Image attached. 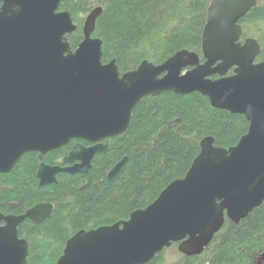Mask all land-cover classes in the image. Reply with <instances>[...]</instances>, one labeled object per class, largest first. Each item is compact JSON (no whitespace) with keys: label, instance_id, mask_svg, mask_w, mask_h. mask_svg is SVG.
Instances as JSON below:
<instances>
[{"label":"water","instance_id":"1","mask_svg":"<svg viewBox=\"0 0 264 264\" xmlns=\"http://www.w3.org/2000/svg\"><path fill=\"white\" fill-rule=\"evenodd\" d=\"M63 1L0 0V175L30 153L39 154L41 186L57 184L63 173L85 174L109 148L101 142L129 129L143 99L201 94L213 108L244 116L248 132L229 148L205 138L185 177L128 220L77 232L55 264H147L174 244L182 255H201L227 219L240 223L264 204V61L258 62L260 44L242 39L241 26L259 1L211 0L204 62L182 50L161 65L144 61L125 74L116 60L103 63V41L94 37L103 9L88 14L74 50L68 36L78 26L60 11ZM72 141L95 145L75 144L63 165L45 163ZM53 209L46 203L19 216L0 212V264H29L30 243L19 228L26 220L45 222Z\"/></svg>","mask_w":264,"mask_h":264},{"label":"trees","instance_id":"2","mask_svg":"<svg viewBox=\"0 0 264 264\" xmlns=\"http://www.w3.org/2000/svg\"><path fill=\"white\" fill-rule=\"evenodd\" d=\"M242 21L243 40L255 39L264 61V0ZM211 0H64L60 11L70 12L76 32L68 36L75 50L83 40L86 17L101 7L94 37L103 41V63H116L122 74L144 61L161 65L182 50L203 61V33ZM244 116L213 108L195 93H165L143 99L135 108L129 129L107 139L109 151L97 155L85 174H60L57 184L41 186L39 154L21 159L9 174L0 175V212L23 215L39 204L54 206L51 217L37 225L26 220L19 235L30 243L29 264H55L67 241L81 230L128 220L131 213L152 204L173 181L185 177L201 152V142L229 148L248 132ZM78 141L50 152L48 165H58ZM82 142V141H80ZM84 143V142H82ZM125 157L127 163L112 179L108 174ZM172 247L178 249V244ZM171 247V248H172ZM170 249V248H169ZM169 249L147 264H257L264 257V204L240 223L227 219L224 228L198 256Z\"/></svg>","mask_w":264,"mask_h":264},{"label":"rangeland","instance_id":"3","mask_svg":"<svg viewBox=\"0 0 264 264\" xmlns=\"http://www.w3.org/2000/svg\"><path fill=\"white\" fill-rule=\"evenodd\" d=\"M168 256L175 260L179 256L178 249L176 247H172L169 249ZM257 264H264V257H261Z\"/></svg>","mask_w":264,"mask_h":264},{"label":"flooded vegetation","instance_id":"4","mask_svg":"<svg viewBox=\"0 0 264 264\" xmlns=\"http://www.w3.org/2000/svg\"><path fill=\"white\" fill-rule=\"evenodd\" d=\"M83 142V141H82ZM82 142H80V141H78V142H75L73 145H72V149H73V146L75 145V144H77V143H81L82 145H84L86 148H90V147H92V146H94L95 144H90V143H87V142H84V143H82ZM102 144H105V145H108V143H106V140L105 141H102L101 142ZM71 144V143H70ZM109 146V145H108ZM72 149H71V151H72ZM70 151V152H71ZM109 151V148L107 149V151L105 152V153H98V154H96L95 155V157L97 156V155H99V154H106L107 152ZM69 152V153H70ZM66 157V156H65ZM64 157V158H65ZM94 157V158H95ZM64 160V159H63ZM63 160L61 161V164H58V165H63ZM94 160V159H93ZM93 160H92V162H93ZM1 225H3V223H0Z\"/></svg>","mask_w":264,"mask_h":264}]
</instances>
